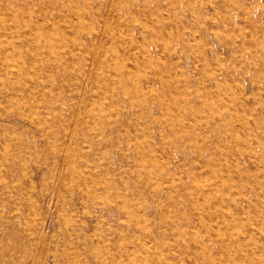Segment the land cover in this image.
<instances>
[{
	"label": "rangeland",
	"instance_id": "obj_1",
	"mask_svg": "<svg viewBox=\"0 0 264 264\" xmlns=\"http://www.w3.org/2000/svg\"><path fill=\"white\" fill-rule=\"evenodd\" d=\"M99 1L0 0V264H264V0Z\"/></svg>",
	"mask_w": 264,
	"mask_h": 264
},
{
	"label": "bare ground",
	"instance_id": "obj_2",
	"mask_svg": "<svg viewBox=\"0 0 264 264\" xmlns=\"http://www.w3.org/2000/svg\"><path fill=\"white\" fill-rule=\"evenodd\" d=\"M100 1H101V0H100ZM100 1H99V2H100ZM105 1H106V0H105ZM108 1H109V0H108ZM168 1H169V0H168ZM93 2H94V1H93ZM93 2H92V3H93ZM102 2H103V1H102ZM109 2H110V1H109ZM120 2H121V1H120ZM49 3H50V2H49ZM106 3H108V2L106 1ZM170 3H171V2H170ZM171 4H173V3H171ZM180 4H181V3H179V5H180ZM184 4H185V3H184ZM259 4H260V3H259ZM20 5H21V4L19 3V6H20ZM159 5H160V4H159ZM159 5L156 4V6H159ZM154 7H155V5H154ZM171 7H172V5H171ZM54 8H55V7H54ZM157 8H158V7H157ZM172 8H173V7H172ZM80 9H82V8L80 7ZM83 9H84V7H83ZM153 9H154V8H153ZM157 10H158V9H157ZM159 10H160V9H159ZM82 11H83V10H82ZM153 11H154V10H153ZM13 12H14V11H13ZM153 13L156 14V12H153ZM20 14H21V13H20ZM55 14H56V13H55ZM18 15H19V14H18ZM42 15H43V14H42ZM98 15H99V14H98ZM100 15H101V14H100ZM14 16H15V15H14ZM19 16H20V15H19ZM44 16H45V15H44ZM61 16H62V15H61ZM74 16H75V15H74ZM81 16H82V15L80 14V17H81ZM11 17H13L12 14H11ZM59 17H60V16H59ZM19 18H20V21H22V22L24 23V19H23V17L20 16ZM86 18H87V17H86ZM86 18H85V19H86ZM88 18H89V17H88ZM13 19H14V17H13ZM81 19H82V18H81ZM83 19H84V18H83ZM89 19H90V18H89ZM94 19H95V15H94ZM68 20H70V19H68ZM86 20H88V19H86ZM27 21L34 22V19H33L32 16L30 17V15H29V16L27 17ZM16 22H17V20L15 19V23H16ZM42 22H43V21H42ZM70 22H71V21H70ZM88 22H89V21H88ZM92 22H93V21H92ZM92 22H91V23H92ZM85 25L88 26V24H85ZM9 26H10V25H9ZM12 26H13V25H12ZM73 26H74V25H73ZM84 28H85V27H84ZM86 30H87V29H86ZM79 31H80V30H79ZM79 31H77V32H79ZM76 35H77V34H76ZM84 35H85V33H84ZM71 40H72V39H71ZM77 40H78V39H77ZM68 41H70V40L66 38V39H65V42H68ZM72 41H73V40H72ZM79 41H80V40H79ZM77 42H78V41H77ZM80 42H82V41H80ZM80 42H79V43H80ZM72 43H73V42H72ZM75 44H76V43H75ZM83 44H85V42H82V45H83ZM76 45H77V44H76ZM71 46H73V44H72ZM79 46H80V45H79ZM154 46H158V45L150 44V45L147 46V48H148V49H151V48L154 47ZM145 49H146V46H145ZM152 55L155 56L154 53H153ZM125 56H126V55H125ZM6 57H7V56H6ZM42 57H43V56H42ZM121 57H122V56H121ZM123 58H124V57H123ZM19 61H20V60H19ZM15 63H16V62H15ZM4 64H5V63H4ZM42 64H43V63H42ZM123 64H124V63H123ZM6 67H7V66H6ZM45 67H46V66H45ZM118 68H120V66H118ZM86 70H87V69H86ZM119 70H120V69H119ZM2 71H4V70H2ZM25 71H26V70H25ZM86 72L88 73V71H86ZM22 73H23V72H22ZM22 75H23V74H22ZM28 76H29V75H28ZM12 78H13V77H12ZM22 79H23V78H22ZM36 79H37V78H36ZM87 79H88V77H87ZM32 80H34V78H33ZM121 84H122V82H121ZM21 85H22V84H21ZM125 86H126V83H125ZM134 87H135V86H134ZM137 88H138V87H137ZM121 89H122V88H121ZM134 90H135V89H134ZM133 92H134V91H133ZM84 94H85V93H84ZM116 94H117L116 96H118V97L121 96V95L118 94V93H116ZM156 94H157V93H156ZM137 95H138V94H137ZM114 98H115V97H114ZM119 98H120V97H119ZM183 102H184V101H183ZM143 103H145V104H146V107L149 108V106H148L149 104H148L147 102H144V101H143ZM181 103H182V102H181ZM181 103H179V104H181ZM182 104H183V103H182ZM178 107H180V106L178 105ZM150 114L152 115V117H154L153 112H151ZM88 119H89V118H88ZM246 121H247V120H246ZM146 127H147V126H146ZM184 140L186 141V139H184ZM249 140H250V139H249ZM249 140H248V141H249ZM172 141H173V140H172ZM166 143H167V141H166ZM169 143H170V142L168 141V144H169ZM68 145H69V144H68ZM68 149H69V148H68ZM67 151H68V150H67ZM73 154H74V153H73ZM63 159H64V158H63ZM65 160H66V159H65ZM58 179H59V178H58ZM203 181H204V180H203ZM203 181H202V182H203ZM193 182H194V181H193ZM197 183H198V182H197ZM208 183H209V182H208ZM203 185H204V184H203ZM231 185H232V184H231ZM233 185H234V184H233ZM235 185H236V184H235ZM200 186H201V185H200ZM202 187H203V186H202ZM205 188H206V187H205ZM206 189H207V188H206ZM224 190H225V189H224ZM224 190H223V191H224ZM236 190H237V189H236ZM226 191H227V190H226ZM228 191H230V190H228ZM112 192H113V191H112ZM213 192H215V191H213ZM220 192H221V191H220ZM230 192H231V191H230ZM57 193H58V191H57ZM237 193H238V192H237ZM214 194H216V193H214ZM219 195H221V193H220ZM233 195H234V194H233ZM221 196H222V195H221ZM215 197L217 198V196H215ZM219 197H220V196H219ZM224 197H225V195H224ZM0 198H1V197H0ZM225 198H226V197H225ZM225 198H224V199H225ZM240 198H242V197H240ZM197 199H198V198H197ZM197 199H196V200H197ZM233 200H234V199H233ZM240 200H241V199H240ZM225 201H226V200H225ZM241 201L243 202V200H241ZM195 202H196V201H195ZM205 202H206V201H205ZM121 203H122V202H121ZM199 203H200V202H199ZM208 203H209V201H208ZM222 203H223V201H222ZM240 203H241V202H240ZM194 204H195V203H194ZM241 204H242V203H241ZM241 204H240V205H241ZM196 205H197V204H196ZM199 205H200V204H199ZM199 205H198V206H199ZM224 205H225V204H224ZM236 205H237V204H236ZM0 206H1V205H0ZM194 206H195V205H193V207H194ZM226 206H227V205H226ZM2 207H3V206H2ZM242 207H243V206H242ZM199 208H200V207H199ZM199 208H198V210L200 211ZM193 209L195 210V208H193ZM243 209H244V208H243ZM199 211H198V212H199ZM195 213L197 214L196 211H195ZM199 213H200V212H199ZM197 215H199V214H197ZM195 216H196V215H195ZM199 218H200V217H199ZM199 218H198V219H199ZM198 219H197V220H198ZM207 223H208V222H207ZM234 223H235V222H234ZM214 225H215V223H214ZM216 226H217V225H216ZM216 226H215V227H216ZM158 228H159V227H158ZM229 229H230V228H229ZM160 232H161V230L159 229L158 233H160ZM216 233H217V232H216ZM180 234H182V233L180 232ZM122 236H123V235H122ZM220 239H221V238H220ZM220 239H219V240H220ZM181 246H182V245H181ZM185 246H186V245H185ZM198 246H199V245H198ZM190 247H191V246H190ZM201 247H202V246H201ZM220 247H221V246L219 245V248H220ZM180 248H181V247H180ZM192 248H193V247H192ZM202 248H203V247H202ZM183 249H186V250H187L188 248H183ZM194 249H196V248L194 247ZM204 249H205V248H204ZM180 250H181V249H180ZM209 250H210V249H209ZM209 250H208V251H209ZM181 251H182V250H181ZM184 251H185V250H184ZM195 251H196V250H194V252H195ZM191 253H192V252H191ZM192 254L195 255L196 253H192ZM196 255H197V254H196ZM210 257H211V256H210ZM213 257H214V256H213ZM211 258H212V257H211ZM215 258H216V257H215ZM225 258H226V257H225ZM225 258H224V260H225ZM128 259H129V258H128ZM219 259H220V257H219ZM208 262H209V261H208ZM221 262H222V259H221ZM259 262H260V261H259ZM219 263H220V262H219ZM216 264H217V261H216Z\"/></svg>",
	"mask_w": 264,
	"mask_h": 264
}]
</instances>
